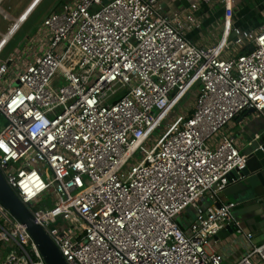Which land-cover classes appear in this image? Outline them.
<instances>
[{
  "label": "built area",
  "instance_id": "built-area-1",
  "mask_svg": "<svg viewBox=\"0 0 264 264\" xmlns=\"http://www.w3.org/2000/svg\"><path fill=\"white\" fill-rule=\"evenodd\" d=\"M214 4L220 43L187 40ZM232 5L195 0L170 19L159 0H77L0 61V172L67 264H223L207 248L228 226L251 244L222 191L246 164L228 126L264 117V24L232 29ZM13 20L0 56L27 17L12 36ZM192 91L190 110L172 117ZM189 208L186 233L177 220ZM0 264H45L2 205ZM235 264H264V243Z\"/></svg>",
  "mask_w": 264,
  "mask_h": 264
},
{
  "label": "crops",
  "instance_id": "crops-1",
  "mask_svg": "<svg viewBox=\"0 0 264 264\" xmlns=\"http://www.w3.org/2000/svg\"><path fill=\"white\" fill-rule=\"evenodd\" d=\"M24 1L25 5L23 7L22 5L24 2H21L17 6L21 9L19 15H22L26 11L29 12L27 20L23 25L33 19L38 10L42 8L48 0H39L37 2H35L36 0ZM76 1L77 0H60L58 1L59 3L56 2L48 9L49 12L44 18L53 11H59L62 5L73 4ZM194 1L195 0H159V5L162 13L172 19L176 15L183 13L194 3ZM232 7V29L239 30L241 33H256L264 24V0H233ZM196 15L199 23L193 30L185 32V38L194 44L206 48H211L219 44L225 28L222 7L215 4L211 6H203ZM35 33L31 37H33ZM232 36L230 37V48H233V39L231 40ZM28 39L26 40V43ZM246 48L238 51V53H244L248 50V48ZM6 49L4 50L3 55L0 56V61H4L10 55H14L10 54L5 58L4 54ZM227 133L234 139V142L240 148L241 152H243L251 140H259L264 137V117L250 111L245 112L228 126ZM222 198L224 202H234L236 204V208L233 210V217L236 222L240 224L244 232L253 235L252 241L250 244L241 234L236 233L234 230L229 233L228 231H224V229L210 240V245L207 248V251L209 253H217L221 255L223 258V264H235L241 257L250 251L251 245H261L264 243V198L255 199L244 196L234 201L232 196L227 197L224 195V191H222ZM210 204L211 203L207 200H202L199 203L202 207H206ZM191 223L192 222L190 221L187 228L180 227L187 233Z\"/></svg>",
  "mask_w": 264,
  "mask_h": 264
},
{
  "label": "water",
  "instance_id": "water-1",
  "mask_svg": "<svg viewBox=\"0 0 264 264\" xmlns=\"http://www.w3.org/2000/svg\"><path fill=\"white\" fill-rule=\"evenodd\" d=\"M109 0H103L106 4ZM254 113L253 111H250ZM242 154L246 157L245 169L234 171L227 177L224 195L232 196L235 201L242 197L264 198V137L251 140ZM237 197V198H236ZM0 205L18 223L25 226L45 264H67L59 249L44 229L36 223L30 210L10 189L0 172ZM193 209V208H192ZM195 218L196 215H193ZM224 231L233 232L232 226Z\"/></svg>",
  "mask_w": 264,
  "mask_h": 264
},
{
  "label": "rangeland",
  "instance_id": "rangeland-1",
  "mask_svg": "<svg viewBox=\"0 0 264 264\" xmlns=\"http://www.w3.org/2000/svg\"><path fill=\"white\" fill-rule=\"evenodd\" d=\"M58 1L60 0H48L45 3V5L38 10V12L33 17V19H31L28 23H26L25 25L21 27V29L17 32L14 39L12 40V42L6 49L5 54H4L5 58L8 57L10 54H14L10 56H15L17 53L22 51V49L26 45V40L30 38L36 32L39 26L42 24L44 16L49 12L48 9L52 7ZM21 2H24V4L22 5L23 7L25 5L24 0H4L0 8L13 19H17L20 16L19 13L21 11V9H19L20 7H17V6ZM13 19L10 21H4L2 19V16L0 15V33L1 34L6 33L7 28L14 23ZM15 51L16 52L18 51V52L16 53ZM195 95H196L195 91H192L191 93H189L186 96V98L180 103L179 107H177L174 110L172 117H174L176 114H182L183 112L185 111L187 112L188 110H190V108L192 107V103L194 102ZM160 132L161 130H157L154 136L158 137L160 135ZM44 200L45 201L48 200L47 202L49 206H51V201H49L50 199L45 198ZM30 207L35 209L33 203H31ZM193 215H194V210L192 208L185 210V212L178 217V223L180 224V226L182 228H187L190 221L193 222L195 219V218L193 219L194 217Z\"/></svg>",
  "mask_w": 264,
  "mask_h": 264
},
{
  "label": "bare ground",
  "instance_id": "bare-ground-1",
  "mask_svg": "<svg viewBox=\"0 0 264 264\" xmlns=\"http://www.w3.org/2000/svg\"><path fill=\"white\" fill-rule=\"evenodd\" d=\"M39 0H36L35 2H37ZM28 11H26V13H23L22 15H20L18 18H17V22L15 23V25L12 27L11 29V34L12 36L18 31V29L21 27V24L26 20V17L28 15ZM22 17V18H21ZM19 18H21V20H19ZM23 21V22H22ZM22 22V23H21Z\"/></svg>",
  "mask_w": 264,
  "mask_h": 264
}]
</instances>
